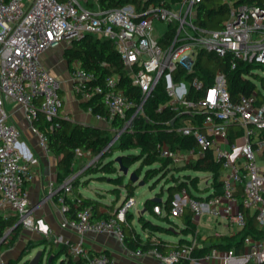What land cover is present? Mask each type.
<instances>
[{
  "label": "built area",
  "instance_id": "obj_1",
  "mask_svg": "<svg viewBox=\"0 0 264 264\" xmlns=\"http://www.w3.org/2000/svg\"><path fill=\"white\" fill-rule=\"evenodd\" d=\"M201 1L180 0L171 4L156 0L143 10H136L133 4L100 9L97 4L89 8L78 0H0V214L12 212L23 227L35 231L43 224L34 218L25 190L33 172L18 149L21 130L10 121L5 104L12 102L22 109L39 145L49 151L47 134L33 126V121L40 112L49 129L57 127L55 118L61 115L63 100L59 81L46 70L39 56L52 45L70 43L92 33L112 42L132 84L141 92L138 103L129 99L116 88V75L92 86L94 74L82 68L77 60L71 62L73 93L85 101L95 94L102 97L106 114H94L95 117L108 124L116 117L125 120L123 128L112 136L113 142L131 126L133 118L142 112L145 101L163 80L170 98L167 104L185 115L177 131L192 136L195 146L171 149L160 143L159 156L169 160L170 166L181 167L204 158L211 151L220 164L219 192L209 178L205 181L209 189L206 196L192 195L182 188L173 194L171 216L180 217L188 210L193 220L206 216L241 230L246 227L248 212L254 215L256 226L264 229V96L260 97L256 87L248 95L232 100L226 76L221 71L214 74L210 84L197 76L188 83L172 81V74L178 69L193 71L199 51L217 56L230 51L237 60L264 64V7L235 6L232 0H222L230 7L229 18L222 29L206 30L194 22L195 6ZM189 87L198 94L197 98L187 97ZM128 110L133 113L125 118ZM88 111L92 113L90 108ZM197 118H201L200 123H193ZM83 154L76 149V157ZM52 191L58 195L64 212V198L72 192L70 178H65ZM134 206L135 200L131 197L119 204L109 217L97 219L93 218L92 206L78 209L75 219L61 222L62 228L73 230L80 238L76 244L66 242L68 253L73 258H83V264H115L109 254L89 255L81 247V240L88 234L114 233L122 242L121 223ZM152 212L161 215L164 210L156 204ZM154 239L152 236L151 240ZM56 242H61V238ZM197 246L199 243L193 236L188 243L164 255L156 249L147 253L164 264H173L182 258L192 264H264V238L246 235L241 252L211 248L195 259L191 254ZM127 254L138 257L144 253L128 249Z\"/></svg>",
  "mask_w": 264,
  "mask_h": 264
},
{
  "label": "trees",
  "instance_id": "obj_2",
  "mask_svg": "<svg viewBox=\"0 0 264 264\" xmlns=\"http://www.w3.org/2000/svg\"><path fill=\"white\" fill-rule=\"evenodd\" d=\"M89 1V0H88ZM156 0H95L89 1L86 7L94 8L97 4L100 9L116 8L126 4H133L136 10L145 9L150 3ZM180 0H167L168 3H176ZM235 6L240 4L258 5L264 7V0H232ZM230 7L222 0H202L195 6L194 22L198 27L206 30H220L224 26V22L229 18ZM171 31H169L170 34ZM64 57L69 64L73 60H77L82 68L94 74V80L91 85L103 84L105 79L109 76L116 75L117 83L116 88L123 91L129 99L138 103L141 100L140 90L131 82V78L124 66L118 52L114 48L111 41L108 39L98 37L92 33H86L78 39H73L68 48L64 51ZM235 67L232 68V64ZM259 66L264 70V64L246 63L241 60L235 59L232 52L228 51L223 56H217L212 52L199 51L196 56V61L192 72L178 69L172 74V81L188 83L193 76H197L204 80L205 83H212L214 74L221 71L225 74L227 79V88L232 100H237L241 95H248L256 88L253 78H259L253 73V67ZM264 86V79L259 78ZM198 94L195 93L192 87H189L187 97L189 99L197 98ZM170 100L165 90L164 81H159L151 96L145 101L143 110L137 114L131 126L121 132L115 143L106 147L110 142L115 132L121 130L124 126L125 120L116 117L107 128L96 127L92 125H84L75 122L63 115L57 116V127L49 129V123L45 120L44 116L38 112L37 119L33 121V126L44 131L48 137V149L56 157L58 180L62 181L72 174L73 162L76 158V149L83 152H88L91 158H98V165L96 167H89L85 170L84 175L92 173L112 174L117 172L113 164L111 155L114 150H136V153L121 155L122 165L129 168L132 164L139 162V166L134 170L139 176L142 168H146L143 180L148 182L153 178L165 179L170 181L167 189V198L165 201L154 202L147 200L146 204L152 207L156 204L162 206L164 210L163 219H168L171 216V202L173 194L182 188H186L192 195H194L185 180H189L193 187L197 184L198 172L209 174V179L212 181L213 187L216 192L220 189V175L221 167L219 162L215 161L212 152L207 151L204 158L197 159L190 162L185 166L173 167L170 166V161L161 158L158 153V144L165 143L171 149H186L195 146V141L192 136H186L177 131L185 118L184 114H178L177 111L172 109L167 103ZM261 99H259L260 101ZM87 109L90 108L93 114H106V110L102 103L100 94H95L92 99L84 102L83 104ZM133 110H128L125 118H129ZM201 118L193 120V123H200ZM233 135L230 136L232 138ZM109 157L108 160L103 161L104 158ZM194 172V175L186 172ZM182 173V181H179V175L174 173ZM103 174L98 175L100 178L107 179ZM167 178V179H166ZM116 183L117 178H110ZM74 185H72L73 188ZM136 184L127 181L124 184L126 195L120 204L126 202L129 198L134 197V190ZM112 191H117L114 188ZM160 197V196H157ZM58 199V195H56ZM102 202L99 199L85 198L79 193L75 194L74 200L70 201L67 197L64 198L63 205L65 207V215L67 219L72 220L76 218L78 209L84 206H92L93 218L109 217L111 213H102L100 206ZM184 228V234H194L195 224L192 222V213L188 210L181 216ZM247 224L246 227L238 230L233 235L218 234L206 236L202 242L208 241L210 246L200 247L197 246L193 249L191 256L199 259L211 248H218L221 250L234 249L236 252H241L243 249V238L246 235H251L256 238H264V229L256 226L254 215H249L246 212ZM16 216L4 217L0 214V240L4 236L6 229L11 228L17 232L21 225L14 226ZM140 223L144 229H147L149 236L143 240L132 224V214L128 212L126 221L121 223L123 231L122 243L129 250H140L142 253H147L150 250L156 249L160 254L164 255L171 249L177 248L182 244L189 242L187 239H181L177 242L169 241L161 236V234H171L175 230L166 228L159 224H154L149 220H145L141 215L139 217ZM152 235L155 239L151 240ZM13 243V241H11ZM10 243V244H11ZM6 245L4 239L1 240L0 250ZM69 244H59L57 252L54 253L51 249L47 254V259L51 254L54 257L51 262L46 264H56L58 259L62 258L59 264H83V258H73L68 253ZM105 253L106 251L94 253L88 251L89 255ZM28 264V260L24 262ZM173 264H192L187 258H182ZM256 264V263H252Z\"/></svg>",
  "mask_w": 264,
  "mask_h": 264
},
{
  "label": "crops",
  "instance_id": "obj_3",
  "mask_svg": "<svg viewBox=\"0 0 264 264\" xmlns=\"http://www.w3.org/2000/svg\"><path fill=\"white\" fill-rule=\"evenodd\" d=\"M78 1L84 6H86L87 2L89 1L95 2V0ZM69 45L70 43L67 41L57 43L47 48V52L43 55L41 53V55L39 56V59L46 70L52 71L51 75L59 81L60 95L63 100V105L60 113L64 117H67L75 122H79L84 125L107 128L109 127V124L103 120H98L93 113L89 112L88 109L83 105L86 101L82 98H79L72 91V80L70 76L71 64H69L64 57V51L69 47ZM59 64L65 65L63 73H58V71H56V68ZM15 110H17V112L19 113L22 109L19 106H16ZM10 121L15 123L21 130V136L18 140V149L20 154L22 155V159L30 164L33 172L32 179L27 181L25 184V190L28 194L30 206L33 208V215L35 219L42 220L43 224L42 226H40V231L22 228L18 232V235L16 232V237L14 238L12 245L4 246L0 250V264H8L9 261L17 260L21 249L30 241H35V243L37 244H45V246L48 245L49 249H51L52 247L50 245V243H52L51 241L54 242L53 245L56 246L57 249L59 244H66V242L76 244L80 241L79 236L73 230L61 227V222L67 219V217L62 211V204L58 201V199H56V194H52V190L56 189L64 181L58 180V157H56L51 151L44 150L39 145L37 135L31 129L30 124L23 120V118H14L10 115ZM87 155L88 159H90V155L87 152H84V154L80 157L87 158ZM87 175V177H93L89 182L94 181L95 179L101 180L98 175ZM107 179L109 180L110 178ZM182 180L183 179H179V181ZM185 182L187 183L191 192L195 190L191 186L189 180H185ZM120 184L121 188L125 191L124 184H122V182ZM116 188L117 191H112V194L115 197L113 198L107 196L108 202H105L104 199H106V195H104L100 191L105 190L109 192L110 189H105L102 187H91L89 188V190L88 187L79 182L75 183V186H73L72 188V192L67 194L66 197L70 201H73L75 194L79 193L85 198L99 199L100 202H102L99 208L100 211L102 213H111L121 203L126 195V191L124 195H121L122 190L118 187ZM199 188L200 186L196 190H199ZM204 188L207 190L206 182L204 184ZM84 190H86V192H88V190L92 191V193L97 196L92 197L91 195L84 193ZM157 196H160L162 201H165L167 198V191L165 197L162 193L154 195V197ZM147 200L152 199L147 198L144 201L143 209L137 212L136 217L141 231L137 228L138 225L135 223L136 219L134 213L130 212L132 214V224L143 240H146L147 236H149V232L147 229L143 228L142 224L140 223L139 217L141 215L144 217L147 212L157 216L164 223V225L161 226L175 230L171 234H161L163 238L173 242H177L181 239L189 240L193 236H196L197 242L199 243L200 247H208L210 246L208 241L202 242V240L206 236L218 234L233 235L238 231H233L232 227L226 225V223L222 220L209 219L208 217L203 216L201 218H196L195 220L191 219L195 224V233L193 235L190 233L184 234L183 228L185 226L181 216L175 217V220H172L171 216L168 219H163L162 216L164 215V212H162L161 215L154 214L150 208L151 206L146 204ZM1 215L4 217L15 216L14 213L8 211L1 212ZM228 229H230L231 232L227 231ZM47 230L49 236H45V234H47ZM40 232H42L44 236ZM152 236L156 237L155 235ZM60 238L61 242H56V240H59ZM81 247L87 251H91L94 253L106 251L114 259L115 264H164L160 259L149 253H144L142 256L138 257H130L127 254L128 249L114 233L88 234L81 240Z\"/></svg>",
  "mask_w": 264,
  "mask_h": 264
},
{
  "label": "rangeland",
  "instance_id": "obj_4",
  "mask_svg": "<svg viewBox=\"0 0 264 264\" xmlns=\"http://www.w3.org/2000/svg\"><path fill=\"white\" fill-rule=\"evenodd\" d=\"M160 30H163V29H160ZM160 30H156V32L157 33H162V31H160ZM47 50L48 49L44 50L42 52V55L44 53H46ZM64 66H65L64 64L63 65L59 64L57 66V68H56V71H58V73H63V70L65 69ZM252 71L259 78L261 77L262 79H264V70H262V68H260L259 66H255V67H253ZM48 72L50 74H52V71L48 70ZM53 73H54V71H53ZM259 78L255 77V78H253V80H254V82L256 84V87H257V89L259 91L260 97H262V96H264V86H262V81H260ZM16 106H18V105L15 104V103H12V102H7L5 104V108H6L7 112L9 113V115H11L14 118L21 117V119L23 118V120H25L27 123H29L25 119V116H24L22 110L19 113L17 112V110H15ZM113 143H115V141ZM136 152H137L136 150H124V151H122V150H114V152L111 155V159L113 161V164L116 167V171L117 172L112 173V174L111 173L110 174H108V173L107 174L99 173V174H103V176H106L107 178H117V176H118V179L116 181L117 182L120 181V182H122V184H125L128 181L129 173L134 171L139 166L140 163L136 162V163L132 164L128 168V175H124L122 172L119 171L118 164L115 162V158L117 156L127 155V154H131V153H136ZM89 158L90 159H88V155H87V158L86 157L85 158L84 157H80V158L76 157L75 158V161L73 162V166H72V174L69 176L71 185H74L75 183L81 182L83 185L88 187V189L91 188V187H102V188H105V189H110L111 192L109 190H108L109 192H107L105 190L104 191L103 190L100 191L104 195H106V199H104L105 202H108L107 201L108 200L107 196L113 197V198L115 197L112 194V190L114 188H116V187L120 188L122 190L121 191V195H124L125 191L121 188V184L119 185V183H116L112 179L108 180V179L100 178L101 180L95 179L94 181L89 182L90 179L93 178V177H87L88 175H84L83 176V174H84V172H85V170L87 168L96 167L98 165V161H99L98 158H96V157H94V158L89 157ZM108 158L109 157L104 158L103 161L108 160ZM145 169L146 168H144V167L142 168V171H141V173L139 175L140 179H143V175H144ZM174 173L176 174V176L180 175L179 178L182 179L183 172L182 173L180 172L179 174L176 173V172H174ZM186 173H190L191 175H194V172H191V171L190 172L188 171ZM92 174H95L94 176L99 175V174H96V173H92ZM197 175L199 177L196 179L197 180L196 186L193 187V185H191L195 189V190L192 191V193L194 195H198V196H206L207 194H209V189L206 190L204 188V184H205L206 179L209 177V174L208 173H204V172H198ZM170 183H171L170 181H166L165 179H161L160 178V180H159V178H153V179H150L148 182H146L142 186H139V185L136 184V188L134 190V195H133L134 196L133 199L135 200V206L130 209V212L134 213L135 219L137 217V212L141 211L143 209V203H144V201L147 198H151L152 199V198H154L155 194H159V193H162L163 196L165 197L166 191H167ZM199 186H200L199 190H196ZM80 188H81V186H80ZM89 190H88V192H86V190H84L83 192L87 193L88 195H91L92 197H96L97 196V195H94L92 193V191H89ZM144 217H145V220H149L150 222H152L154 224L164 225V223L157 216H155L153 214H150V213L147 212ZM208 218L212 219L210 217H208ZM171 219L175 220V217L171 216ZM135 223L138 225L137 228L141 231V228H140V225L137 222V219L135 220ZM22 228H25V227H23L21 225L20 229H22ZM20 229L17 231V235H18V232L20 231ZM232 230L233 231H237L236 228H232ZM227 231L231 232L230 229H228ZM40 233H42V232H40ZM4 235H5V238H4L5 244L6 245H8V244L12 245L11 241H13L14 238L16 237V232L13 229L8 228L4 232ZM42 235H43V233H42ZM45 236H49V233L45 234ZM51 242L52 243H50V245L52 246V249H53L52 251L54 253H56L57 252V247L53 245L54 244L53 241H51ZM38 245H40V246H38ZM38 250H44V255H43V258H42V264H46L47 254L49 252V246L48 245L45 246V244H37V243H35V241L28 242L26 244V246H24L21 249L17 260L9 261L8 264H24V262L26 260L29 261V259L32 258L36 254V252ZM22 258H23V260H22ZM56 264H59V262L57 261ZM250 264H252V263H250Z\"/></svg>",
  "mask_w": 264,
  "mask_h": 264
},
{
  "label": "water",
  "instance_id": "obj_5",
  "mask_svg": "<svg viewBox=\"0 0 264 264\" xmlns=\"http://www.w3.org/2000/svg\"><path fill=\"white\" fill-rule=\"evenodd\" d=\"M112 142H113V139L110 140V142L107 144L106 147H109L112 144ZM115 162L118 164L119 171L122 172L124 175H128V168L122 165L121 156H117L115 158ZM128 180L139 186H142L145 184V181L143 179H140L139 176L135 173V171H132L129 173ZM152 201L161 202L162 199L160 197H154L152 198ZM18 225H21L20 220L16 219V222L13 227L18 226ZM4 238H5V235L2 237V239ZM1 240H0V243H1ZM43 255H44V250H38L36 254L32 258L29 259L28 264H42ZM53 257H54V254H51L48 257L47 262H51ZM61 260L62 258L58 259V262L60 263Z\"/></svg>",
  "mask_w": 264,
  "mask_h": 264
}]
</instances>
